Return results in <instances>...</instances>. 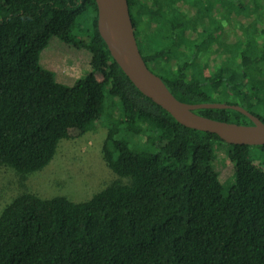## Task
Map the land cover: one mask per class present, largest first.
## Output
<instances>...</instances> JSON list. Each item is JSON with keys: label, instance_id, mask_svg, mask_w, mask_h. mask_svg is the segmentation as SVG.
I'll list each match as a JSON object with an SVG mask.
<instances>
[{"label": "trees", "instance_id": "trees-1", "mask_svg": "<svg viewBox=\"0 0 264 264\" xmlns=\"http://www.w3.org/2000/svg\"><path fill=\"white\" fill-rule=\"evenodd\" d=\"M225 1L128 0L145 63L178 100L264 123V1ZM51 39L91 55L72 86L42 65ZM100 123L116 179L79 202L17 195L0 213V264H264V145L183 126L142 94L102 39L95 0H0V170L42 172ZM219 147L234 167L227 191Z\"/></svg>", "mask_w": 264, "mask_h": 264}, {"label": "rangeland", "instance_id": "rangeland-1", "mask_svg": "<svg viewBox=\"0 0 264 264\" xmlns=\"http://www.w3.org/2000/svg\"><path fill=\"white\" fill-rule=\"evenodd\" d=\"M225 2H227L224 5L225 12H228V5L235 7L228 0ZM235 34L236 31H225L221 42L231 43L230 37ZM224 52L223 49L221 54ZM90 60L91 55L87 51L64 45L56 39H51L42 54V65L55 72L57 80L68 86H72L86 75L90 70ZM105 136L104 123H100L95 130L84 135L73 132L71 139L60 144L53 162L44 171L25 179L8 168L1 169L0 213L17 195L25 191L41 198L60 195L79 202L91 198L93 194L105 188L116 179L103 159L102 147ZM214 166L220 182L227 191L234 167L222 147L216 149Z\"/></svg>", "mask_w": 264, "mask_h": 264}, {"label": "water", "instance_id": "water-1", "mask_svg": "<svg viewBox=\"0 0 264 264\" xmlns=\"http://www.w3.org/2000/svg\"><path fill=\"white\" fill-rule=\"evenodd\" d=\"M98 29L107 48L134 86L166 110L179 124L215 134L232 145H264V123L245 108L224 103L190 104L178 100L163 79L146 65L135 37L128 0H95ZM199 109H233L246 115L252 125L217 121L197 114Z\"/></svg>", "mask_w": 264, "mask_h": 264}]
</instances>
